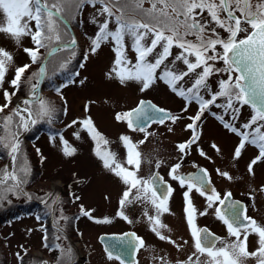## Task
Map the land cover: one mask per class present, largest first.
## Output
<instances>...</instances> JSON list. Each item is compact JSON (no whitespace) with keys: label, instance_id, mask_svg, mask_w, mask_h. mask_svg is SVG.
<instances>
[{"label":"snow or ice","instance_id":"6c2138e0","mask_svg":"<svg viewBox=\"0 0 264 264\" xmlns=\"http://www.w3.org/2000/svg\"><path fill=\"white\" fill-rule=\"evenodd\" d=\"M145 4L149 7H144ZM85 5L96 8V14L90 22L97 25L98 31L91 41L90 51L95 54L102 43H107L109 40L113 42L116 59L108 75L111 78L114 74L121 84L134 80L141 83V91L147 90L156 79L157 70L172 55V48L180 49L172 63L175 64L177 61L183 63L186 71L175 73L165 67L159 79L168 84L173 92L183 97L188 103L195 100L199 105L198 113L189 117L192 123L187 125L192 130V139L187 144L178 145L182 153L199 139L197 122L201 120V116L210 106L215 105L217 108H222L224 115H228L231 111V118L235 120L239 114V107L234 105L241 107L249 105L253 108L255 115L249 123L243 125V128L252 129L250 132L238 131L232 123L225 121L223 116L216 118L224 128L241 137L234 151L235 158L240 157L241 150L246 143H249L259 149V154L252 164H255L257 160H264V132L261 131L264 129V0H0V15L3 16V22H0V33L9 35L17 44L22 38L30 37L34 47L25 48L24 52L30 57L32 64L40 60V49H48L53 41L57 42V47L48 52V57L54 55L56 51L66 50H73V55H75L76 39L69 37L68 26L76 19ZM97 5L100 7L97 8ZM97 16H103V21L98 23ZM110 23L115 24L114 31L110 30ZM242 25H247V27H242ZM219 30L227 34L226 38L222 37ZM242 32L245 33L244 37L238 38ZM125 37H129L132 41V50L136 53L135 64L127 60L124 55ZM149 38L150 43L145 44L144 42ZM157 48L160 51L154 62L148 61V56ZM218 48L222 51H218ZM48 57L44 58L45 63L41 64L38 72L32 77H24V73L31 67L25 64L16 68L14 78L10 81L11 87L18 91L22 78L28 80L31 84L32 96L22 101L25 107L17 106L12 110L11 115L4 117L0 123V127L4 130V135L0 136V147L8 150L13 164L11 171L7 167L0 170V186L12 181L7 189L0 187V199H3L6 192L18 189L24 182L18 173L26 176L29 171L26 164L19 169L16 167V154L20 148L18 130L28 131L30 126H34L40 119L51 117L52 109L37 95V87L47 74L46 60ZM84 58L87 59V53ZM12 60L13 57L7 51L0 49V86L4 83L8 65ZM219 61L223 62V68L215 67ZM68 63L70 61L65 60L60 67L66 70ZM83 66V64L80 65V67ZM197 69L200 71L197 72ZM193 73H195V79L191 87L187 89L177 87L180 81ZM220 73L227 74L228 78L227 80L221 79L218 82V91L213 92L208 86V78ZM33 80L35 83H32ZM201 89L208 92L210 99L205 100L200 95ZM12 95H15V92L11 94L6 90L3 92L6 102L0 105V112L11 104ZM219 98H225L226 102L216 104ZM33 100L38 104L35 113L32 111ZM184 111H187V105ZM14 117H18L19 120L13 126ZM116 119L125 121L132 131L145 132L146 126L150 123L163 124L165 120L175 123L179 117L157 108L151 102L141 101L135 109L123 114L118 113ZM82 124L96 141V155L102 159L104 167L111 170L127 186L119 202L121 207L130 202L129 197L135 189V199H146L150 196V202L156 207L158 214L166 212L168 210L167 198L172 189L165 186L167 191L161 198L157 192V181L161 178L155 175L149 180L138 178L136 171L125 168L115 160L114 154L101 149V145L107 144V141L95 131L90 119L82 121ZM253 125L257 126L253 128ZM13 127L17 130H13ZM121 141L126 148L127 165L138 170L140 152L137 145L133 144L127 136H122ZM213 147L216 146L213 145ZM64 151L66 155L71 154L66 142ZM201 155H203L202 152ZM252 164L249 165L250 173ZM179 168L180 164L174 165L170 175L172 179L179 181L181 187L187 188L184 193L185 215L195 242L193 255L196 257L193 260L190 256L185 264H201L200 256L207 257L204 264H247L250 259H254L256 264H264V227L246 216L236 203L227 205L230 212L222 214L221 208L215 209L218 218L227 226L229 235L236 238L235 241L222 242V246L217 248L215 238L209 239L210 233L196 228L193 217L197 209L191 202L190 193L194 190L200 196L205 197L208 208H212L216 202L224 205L231 193L226 194L224 199H221L215 189H211L209 194L206 188L208 181L205 170H200L203 175L179 176L177 175ZM220 175L232 179L227 173H220ZM81 213L91 218L90 213L83 208H81ZM201 214H206V212ZM118 215L127 219L122 211ZM149 220L155 226L163 227L157 217L149 216ZM96 222L109 223L110 221ZM153 231H156V227H153ZM249 233L256 234L258 238L257 248L251 252L248 250ZM160 238L166 239L163 235ZM136 240L138 238H135L133 234V240L128 242L129 246L135 248L134 241ZM139 244L142 245L143 241H139ZM108 258H113L111 252L108 253ZM116 258L119 259V257ZM121 264H124L123 260Z\"/></svg>","mask_w":264,"mask_h":264},{"label":"rangeland","instance_id":"374dc122","mask_svg":"<svg viewBox=\"0 0 264 264\" xmlns=\"http://www.w3.org/2000/svg\"><path fill=\"white\" fill-rule=\"evenodd\" d=\"M94 16L92 7L85 5L73 21L74 25L69 24V37L76 39L75 55L73 50H66L56 51L54 55L48 57V52L57 47V42L53 41L48 49H40V60L36 64H32L30 57L24 52L25 48L34 47L30 37L22 38L17 44L9 35L0 33V49L13 57L8 65L4 83L0 86V105L6 102L3 96L5 90L10 94L15 92V95L11 96V104L0 112V123L4 117L11 115L17 106L25 107L22 101L32 96L31 84L24 78L18 91L11 87L10 81L14 78L16 68L25 64L31 65L24 73V77H32L38 72L41 64L45 63V57H48L47 74L37 87V95L52 109L50 118L40 119L34 126H30L28 131L18 130L20 148L16 154V167L19 169L26 164L29 171L26 176L18 173L24 182L18 189L6 192L3 199H0V264H79L74 263L75 256L82 259L81 264H120L113 258H108L99 238L101 235L122 231L119 212L116 210L117 215H112L109 202L111 198L115 200L116 196H122L127 186L111 170L104 167L102 159L96 155V141L83 126L82 121L90 119L95 131L107 141V144L101 145L102 150L114 154L115 160L125 168L134 169L126 163V148L121 141L122 136H133L130 135L133 131L127 128L125 121H118L116 115L136 107L140 98H150L170 109H175L178 102H175V99L173 101L172 89L164 87L166 83L159 79L163 71L161 68L157 70L154 82L145 91H141L142 85L137 81L131 80L121 84L114 74L109 77L108 74L113 69L116 59L113 51L115 45L109 40L102 43L95 54L91 53V41L98 31L97 25L90 22ZM96 20L99 23L103 18L97 16ZM0 22H3L2 15ZM109 28L115 30V27ZM124 45V55L135 64L136 53L132 50V41L129 37H125ZM86 53L84 66L78 68L79 61ZM155 57L156 55L152 53L147 59L154 62ZM65 60L70 61L66 65V70L60 67ZM75 69H79L76 79L71 82L62 80V74L66 73L69 76ZM32 83H35V80ZM37 108L38 104L33 100L32 111L35 113ZM196 110L198 112L199 109L194 107L195 112ZM244 110H241V118L247 116ZM18 120V117H14L13 126ZM37 125L45 126V131L37 140H28L26 136L36 129ZM172 129L173 127L170 128ZM13 130L17 129L13 127ZM261 131L264 132V129ZM203 134L215 143H222L225 148L232 149L236 145L233 136L225 129L222 130L214 121H209L203 126ZM3 135L4 130L0 127V136ZM65 142L71 154H65ZM156 144L157 142L152 139L144 140L141 147L154 148ZM1 154H5L6 157L3 158ZM6 167L9 171L12 170V160L8 150L0 147V170ZM66 178L73 180V183L66 186L64 184ZM11 184L12 181H8L0 187L7 189ZM61 192L69 196L66 201L63 200L65 197L61 199L57 215V209L52 210V202ZM30 196L36 202L48 201L42 206L46 212L53 215L51 221L53 228H49V225L47 227L45 221L39 219L38 211L22 216L19 220H2V217L9 216V211L14 206L27 203ZM81 208L88 211L91 218L83 215ZM71 220H74L75 230L79 235L77 238L70 237L72 243L60 233L64 224ZM105 220L110 222H96ZM139 227L145 235L153 238V242L155 235L152 236L145 226Z\"/></svg>","mask_w":264,"mask_h":264},{"label":"flooded vegetation","instance_id":"af4514ba","mask_svg":"<svg viewBox=\"0 0 264 264\" xmlns=\"http://www.w3.org/2000/svg\"><path fill=\"white\" fill-rule=\"evenodd\" d=\"M100 6L97 5V8ZM144 7H149L145 4ZM96 14V8L92 7V15ZM103 18V16H99ZM109 26L115 27L114 23H110ZM242 27H247V25H242ZM222 37L227 36L223 30H219ZM250 31V29H249ZM245 33H240L238 38H243ZM145 44L150 43L149 40L144 42ZM222 51V49H217ZM160 49L157 48L153 54L157 55ZM172 55L168 57L167 60L161 65V69L164 70L165 67L170 69L175 73H180L186 71V66L183 63L177 61L175 64L172 63L175 56L179 54L180 49L173 47ZM193 59L194 58H190ZM216 68H223L224 64L219 61L215 64ZM159 70V69H158ZM200 69H197L199 72ZM235 75V74H233ZM227 74H213L208 78V86L213 92L218 91V82L221 79L227 80ZM195 79V73L190 76L185 77L182 81L177 84V87L187 89L192 86ZM164 87H170L165 84ZM169 92V91H168ZM200 95L205 99H210L208 92L201 89ZM173 101L178 102V106L175 109H170L165 107L150 98H140L141 100H150L159 108L164 109L166 112L173 116L179 117L175 123L171 120H165L163 124L151 123L146 126L145 132L133 131L129 137L130 141L137 145V149L140 152V168L138 170L129 169L136 171L138 178L142 180H149L154 175L161 178L157 181V192L158 195L163 198L164 193L167 191L165 186L172 189L171 194L167 198V211L158 214L156 207L150 202V196L146 199H135L136 190H133L132 195L129 197L130 202L126 203L123 207L120 205V200L122 196H116L115 200L111 198L109 205L111 208V214H116L118 212H123V215L127 217L124 219L120 216V221L122 224V231L114 232L109 235H122L128 236L124 241L123 254L121 258L117 259L113 256V259L121 264L123 260L124 264H185L190 256L195 260V242L191 235V230L186 222L185 215V199L184 193L187 191L186 187H181L178 180L172 179L170 175L171 168L180 164L177 175L188 176V175H203L200 170H205L207 173L206 188L211 193V189L220 195L221 199H224L226 194L231 193L228 200L225 201V206L220 205L216 202L212 208H208L207 201L205 197L199 195L198 192L192 191L190 193V198L193 206L197 209L196 215L193 217L194 225L199 230H206L211 236L209 239L215 238L216 247L220 248L222 242H232L235 241V237L230 236L227 226L224 222L218 218L215 209L217 207L221 208L222 211L225 209L227 212L231 210L227 208L229 203H236L240 207L244 214L255 220L257 224L264 227V160H257L255 164L252 161L256 159L259 154V149L249 143L245 144V147L241 150V155L239 158L234 157V151L240 143L241 137L236 133H233L229 129L223 127L221 122L216 118L217 116H223L224 120L232 123L234 127L240 132L252 131V129H244L243 125L249 123L255 112L249 105H234L239 107V114L235 120H232V113L229 112L228 115H224V110L222 108H217L215 105L210 106L203 115L201 120L197 122V131L199 134V139L188 146L182 153L178 145L187 144L188 141L192 139V130L187 127L192 121L189 117L195 116L198 112L194 111V107L199 109V105L193 100L188 103L183 97L177 95L175 92L173 94ZM177 97V98H176ZM225 98H219L216 104H224ZM187 105V111H184ZM135 107V106H134ZM133 107V108H134ZM132 109V108H131ZM247 114V116L242 117L241 110ZM215 114V115H213ZM209 121H214V123L219 126L222 130H226L233 139L236 141V145L233 148H225L222 143H215L212 139L206 137L203 134V126L208 124ZM242 122L243 124H241ZM127 125V123L125 122ZM173 127L172 130L170 128ZM253 128L256 125L252 126ZM128 128V126H127ZM156 141V147L154 148H143L141 141L144 140ZM139 141V142H138ZM211 144L212 146H209ZM213 145L216 147L214 148ZM201 152L203 155H201ZM252 164V171L249 172V165ZM220 173H227L232 179H227ZM67 183H73V180L67 179ZM64 182V181H63ZM65 184V182H64ZM229 184V185H227ZM68 185V184H67ZM63 192L58 193L54 202H52V210L57 209L56 214L58 215L59 204L61 195ZM48 201L43 202L47 204ZM159 203V201H157ZM119 204V206H117ZM117 210V211H116ZM206 212V214H201ZM117 215V214H116ZM149 216L157 217L160 220L163 227L155 226L150 220ZM51 221L53 215L50 214ZM65 223V221H64ZM137 223V226H136ZM246 223V221H242ZM51 224V223H50ZM52 225V224H51ZM67 224H64V228L60 230L68 241L72 243V239L65 231ZM145 226L148 232L155 235L154 241L152 242V237L143 233L139 226ZM153 227H156V231H153ZM159 233V234H158ZM133 234L138 240L134 241L135 248L129 246V241L133 240ZM163 235L166 239H161L160 236ZM243 235V229H242ZM257 236L254 233H249L248 235V250L255 251L257 248ZM139 241H143L140 245ZM104 250V247L101 245ZM133 249V255L130 256L128 252ZM105 254L108 252L104 250ZM86 258V257H85ZM207 259L206 256H200L201 264ZM82 263V259L75 256L74 263ZM247 264H256L254 259L247 261Z\"/></svg>","mask_w":264,"mask_h":264},{"label":"trees","instance_id":"16d2710c","mask_svg":"<svg viewBox=\"0 0 264 264\" xmlns=\"http://www.w3.org/2000/svg\"><path fill=\"white\" fill-rule=\"evenodd\" d=\"M70 24L73 26V21L70 22ZM81 63V61H79V64ZM70 79V75L67 76L66 73L62 74V80L68 81ZM64 114V111H62V116ZM46 127L43 125H37L36 129L32 130L30 134H28L26 136V138L30 141H35L36 138L45 131ZM3 156V158L6 157L5 154H1ZM38 166V165H37ZM36 172V171H35ZM35 172L33 173V175H35ZM37 173L39 174L40 172L37 171ZM65 185L67 186V180H65ZM69 195L66 194H62L61 195V199H63L65 197V199H63L64 201H66V198H68ZM31 197V196H30ZM60 199V201H61ZM55 200V199H54ZM27 203H22V204H17L16 206H14L9 212V216L6 217H2V220L4 219H8L7 221H9V219L11 220H19L22 218V216L25 215H29L34 211H38L39 212V218L43 221H45L46 223H48L49 225V221H50V213L45 211V208L41 205L39 206V204L31 197V199L26 201ZM54 202V201H53ZM47 225V227H48ZM46 227V228H47ZM52 226L49 225V228H51ZM53 228V227H52ZM76 229V224L74 222V220L68 221L67 226L65 227L66 232H69L68 235L70 237L73 238H77L79 235L77 233ZM76 232V233H75ZM72 234V235H71ZM49 246V245H47Z\"/></svg>","mask_w":264,"mask_h":264},{"label":"water","instance_id":"95a60500","mask_svg":"<svg viewBox=\"0 0 264 264\" xmlns=\"http://www.w3.org/2000/svg\"><path fill=\"white\" fill-rule=\"evenodd\" d=\"M142 101L151 102L149 100H142ZM151 104L155 105L153 102H151ZM155 106L157 108H159L157 105H155ZM221 212L223 214V213L227 212V210L226 209L224 211L221 210ZM127 238H128V236H122V235H101L99 238V241L103 245L104 250L106 252H108V253L111 252L113 254V256L121 258L122 254H123L124 241ZM128 253L130 254V256L133 255V249H130V252H128Z\"/></svg>","mask_w":264,"mask_h":264}]
</instances>
